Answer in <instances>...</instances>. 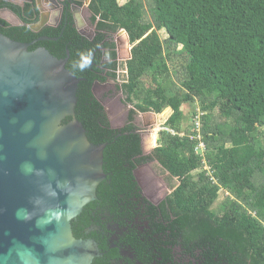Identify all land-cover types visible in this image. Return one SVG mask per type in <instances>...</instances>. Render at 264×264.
I'll return each mask as SVG.
<instances>
[{"label": "trees", "instance_id": "obj_1", "mask_svg": "<svg viewBox=\"0 0 264 264\" xmlns=\"http://www.w3.org/2000/svg\"><path fill=\"white\" fill-rule=\"evenodd\" d=\"M92 8L100 35L90 44L78 38L79 44L69 47L67 67L83 79L77 119L91 143L107 144V180L99 186L98 195L112 180L118 202L139 208L131 216L144 212L146 220L161 219V212L165 221L157 224V245L169 238L172 247L185 243L189 256L195 257L199 250L203 264H264V146L255 137L264 126V0H129L124 5L118 0H93ZM148 14L151 21L146 19ZM152 28L165 30L169 38L163 41L157 32L146 36ZM3 30L21 42H26L23 37L29 32L26 28ZM120 30L127 32L133 47L124 83L118 88L135 110L123 129L113 130L92 85L108 78L116 81L115 45L107 43L109 53L102 64L98 44L104 34ZM69 42L58 49L60 55L51 50L52 54L62 59ZM178 56L186 70L179 88L171 80L160 82ZM194 101L207 114L217 110L221 118L235 123L224 137L219 136V127L214 135H205L210 152L205 160L196 154L198 141L181 136L182 106ZM167 108L173 113L160 132L159 146L144 155L133 116L136 111L161 114ZM217 136L222 142L211 148ZM154 161L178 181L159 206L144 197L134 176L139 166ZM222 190L229 195L214 209Z\"/></svg>", "mask_w": 264, "mask_h": 264}, {"label": "water", "instance_id": "obj_2", "mask_svg": "<svg viewBox=\"0 0 264 264\" xmlns=\"http://www.w3.org/2000/svg\"><path fill=\"white\" fill-rule=\"evenodd\" d=\"M115 45L117 79L96 85L95 97L113 127L122 128V90L105 96L126 77L125 48ZM29 48L0 33V264H93L102 256L99 248L76 239L72 222L97 199L107 177V144L91 143L76 117L83 79L68 69L69 53L60 59Z\"/></svg>", "mask_w": 264, "mask_h": 264}, {"label": "flooded vegetation", "instance_id": "obj_3", "mask_svg": "<svg viewBox=\"0 0 264 264\" xmlns=\"http://www.w3.org/2000/svg\"><path fill=\"white\" fill-rule=\"evenodd\" d=\"M92 5L93 0H0V29H4L3 31L6 32L11 28L28 29V34L23 37L26 42L22 43L30 45V51L44 48L51 53L54 51L57 55H60L58 49L62 47L65 41L70 40L71 42L66 46L63 57L65 59L69 53L68 65H70L71 52L69 47L76 46V43L79 44L78 38L87 44L94 43L100 35L99 21L95 19ZM2 22L6 23L7 26H4ZM12 33L15 34L16 32L12 31ZM117 33L104 34L105 38L98 44V50L103 53L102 64L106 63L109 53V49L105 46L107 43H114V45L117 43L116 38L120 37L116 36L114 38ZM80 46L84 47L83 43ZM115 52L117 53L116 45ZM98 68L102 71L100 66ZM101 75L103 77L107 76L106 73ZM109 82L115 83V80L108 78L103 83L98 80L95 81L92 85L93 95L95 96L96 85ZM110 89L112 93L105 91L106 97L114 95L119 88L113 86ZM107 101L110 102L111 100L107 99ZM101 104L108 116L111 129L121 130L128 124L131 116L129 114L127 117L125 116L127 122L124 127L114 128L105 104L102 102ZM133 120L136 133L142 139L139 125L135 122V115ZM143 154L148 155L145 152ZM148 164L139 166L134 171V176L144 197V192L151 194V197L157 198V202L146 198L153 205L159 206L168 196V193L165 194L167 191L161 190L159 183L150 177L148 173L141 175V169ZM106 180L107 177L102 183ZM105 186L106 191L101 197L96 193L97 199L88 204L81 215L72 222L73 235L76 239L93 240L97 244L102 256L94 259L93 264H203L199 250L195 252V257H191L185 243L172 247L168 244L169 238L168 241L164 239L163 244L157 245L159 243L157 242V224L165 221L161 212H159L161 219L152 216L151 219L146 220L145 217H142L144 212L136 213L134 215L136 217L131 216L139 208H135L134 204L129 205L125 202H118L112 180H109ZM162 248H164V251H162Z\"/></svg>", "mask_w": 264, "mask_h": 264}, {"label": "rangeland", "instance_id": "obj_4", "mask_svg": "<svg viewBox=\"0 0 264 264\" xmlns=\"http://www.w3.org/2000/svg\"><path fill=\"white\" fill-rule=\"evenodd\" d=\"M129 0H118L120 5H124ZM147 20L151 21L149 14L146 17ZM157 32L160 36L161 40L165 41L169 38L168 34L165 30L157 31L155 28H152L146 36ZM116 36H120L119 38ZM117 42L125 48V57L126 63L128 62L131 54L132 45L129 39V35L126 33H117L115 35ZM181 51V48L177 50ZM177 53V52H176ZM183 59L178 56L176 57L175 64L171 65L170 73L168 76L160 79V82L164 83L167 80H171L175 87H181L182 83L186 77V70L184 67ZM167 79V80H166ZM121 105L126 113V115H131L135 110L133 105L126 104L125 99L121 102ZM182 111L184 113V121L182 123V137H192V139H196L200 144L198 149L196 150V154L206 159L208 149L206 146L205 135H214L215 130L220 129L221 134L219 136L224 137V135H228L232 131V127L234 126L233 120H225L219 116V112L217 110L207 114L204 112L199 101H194L191 103L183 104ZM208 115V120H204V116ZM172 115L170 108L165 109L161 114H156L153 112L141 113L136 111L135 122L139 125L140 133L142 134L143 139V151L146 154H150L154 149L159 146L160 132L165 130L164 123L168 119V117ZM207 128V129H203ZM193 135V136H192ZM257 141L264 146V126L259 127V132L255 135ZM222 139L220 137H216V139L211 143V148H213L216 144H221ZM144 171L150 173L151 175L156 177V181L159 183L160 189L163 191H167L165 194H171L173 190L177 187L178 181L176 179L171 178L169 173H167L161 165L154 161L142 168ZM205 170L208 175H211L210 169L205 164ZM162 186V187H161ZM229 194L224 192L223 190L220 192L219 199L216 202L214 209H216L224 200L226 196Z\"/></svg>", "mask_w": 264, "mask_h": 264}, {"label": "clouds", "instance_id": "obj_5", "mask_svg": "<svg viewBox=\"0 0 264 264\" xmlns=\"http://www.w3.org/2000/svg\"><path fill=\"white\" fill-rule=\"evenodd\" d=\"M79 67L81 68V70H83L85 65L81 64V65H79Z\"/></svg>", "mask_w": 264, "mask_h": 264}, {"label": "built area", "instance_id": "obj_6", "mask_svg": "<svg viewBox=\"0 0 264 264\" xmlns=\"http://www.w3.org/2000/svg\"><path fill=\"white\" fill-rule=\"evenodd\" d=\"M199 145H200V144H199ZM199 145H198V146H199ZM198 146H197V148L195 149V151L198 149Z\"/></svg>", "mask_w": 264, "mask_h": 264}]
</instances>
